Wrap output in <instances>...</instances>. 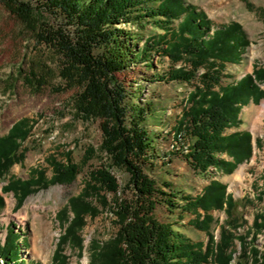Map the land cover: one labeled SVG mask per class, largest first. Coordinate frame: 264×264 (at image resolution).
Listing matches in <instances>:
<instances>
[{
  "label": "trees",
  "instance_id": "trees-1",
  "mask_svg": "<svg viewBox=\"0 0 264 264\" xmlns=\"http://www.w3.org/2000/svg\"><path fill=\"white\" fill-rule=\"evenodd\" d=\"M0 2L26 24L40 12L65 22L69 31L65 26L45 25L38 33V41L60 55L63 64L60 77L68 89L79 88L75 102L77 116L83 122H101V165L89 173L83 192L71 198L60 213V222L67 227L60 237L53 264L67 263L65 245L83 250L81 231L85 219L95 218L103 210L112 211L117 232L106 242H91L90 264H264V252L255 244L264 231V214L255 217L250 240L248 234H238L245 224L234 216L237 203L228 193L227 185L211 180L200 195L182 197L183 204H177L179 195L173 186L159 185L147 174L145 168L152 165L155 148L145 123L154 112L153 105L134 102L137 91L129 93L117 78L133 63L149 64L152 52L161 53L173 64H184L185 67L168 73L169 81L189 84L201 68H206L188 96L175 126V139L180 144L183 140L181 155L197 175H207L211 169L232 174L251 159L253 137L247 131L229 135L226 132L238 127L244 106L251 100L264 99L261 88L264 66L255 67L252 74L232 84L222 83L227 64H239L252 44L240 24L215 27L205 13L186 5L184 0ZM150 26L163 32L144 36ZM186 66L190 68L185 69ZM33 125L34 121L24 118L0 138V181L14 164L25 160L28 150L22 146ZM224 154L233 161L220 157ZM96 155L94 149H88L81 165L52 160L51 179L47 180L45 172L35 171L29 180L10 181L4 191L13 192L21 206L26 197L42 188L72 184L81 166ZM115 170L129 176L125 186L132 193L129 200L118 197L121 188ZM107 195L113 196L112 201ZM4 205L0 196V209ZM159 205L165 206L169 213H174L171 208L178 207L180 216L194 215L189 225L205 232L207 243H196L173 224L160 221L156 216ZM212 211H224L228 216L219 241L212 231L216 222ZM22 235L15 225L7 227L5 240L0 241L4 264H25L20 242L28 245V240ZM236 241L240 243L239 252L234 247Z\"/></svg>",
  "mask_w": 264,
  "mask_h": 264
},
{
  "label": "rangeland",
  "instance_id": "rangeland-1",
  "mask_svg": "<svg viewBox=\"0 0 264 264\" xmlns=\"http://www.w3.org/2000/svg\"><path fill=\"white\" fill-rule=\"evenodd\" d=\"M205 13L215 27L240 24L251 41L250 47L237 65L227 64L222 78L224 85L232 84L254 72L255 67L264 66V0H184ZM65 26L61 19L46 12L35 14L26 24L13 15L0 2V138L6 136L20 120L27 118L34 121L33 129L23 143L22 149L28 150L22 163L14 164L3 180L0 181V196L5 205L0 209V241L3 243L7 227L15 225L21 230L22 238L28 245L20 242L21 254L25 264H53L54 254L61 235L67 225L60 222V213L67 208L69 200L81 194L88 181L89 173L101 165L99 152L102 142L100 121L83 122L77 116L75 102L80 93L79 88L68 89L67 83L60 77L63 68L60 55L48 45L38 41V33L44 26ZM129 30L128 27H124ZM163 31L150 26L144 36L153 37ZM143 46L140 42L139 47ZM151 62V63H150ZM151 66V67H148ZM185 67L183 63L173 64L161 53L152 52L147 62L133 63L117 74L119 82L129 93L137 91L136 103L153 105L154 112L145 123L154 140V158L145 171L159 185L169 183L178 192L177 204H183L182 197L200 195L211 180L219 181L228 187V193L237 203L234 216L244 222L245 226L238 234L253 233L255 217L264 214V99L259 102L251 100L241 109L238 127L227 133L250 132L253 137V155L250 160L240 164L232 173L212 172L197 175L181 155V144L175 139V126L179 122L189 94L199 84L206 73L201 68L196 78L189 84L169 81L168 73L172 69ZM186 66L185 69H189ZM166 77V78H165ZM137 88H140L139 91ZM264 90V85L261 86ZM96 151V158L86 166L72 184L49 185L29 195L18 206L13 192H5L12 180H29L35 171H43L47 180L53 176L52 160L61 163L71 161L81 165L88 149ZM221 158L231 162L227 155ZM242 174L240 176V171ZM114 175L120 185L118 197L129 200L132 193L125 189L128 174L115 170ZM164 192H169L163 188ZM112 201L113 196L107 195ZM169 213L165 206L159 205L157 218L174 225V228L186 234L196 243L206 244L208 236L189 225L195 216H180L178 207ZM216 222L212 231L219 241L221 229L228 221L223 211H212ZM69 215L72 218V213ZM115 216L111 210H103L95 218L87 217L81 231L83 250L73 245H65L64 254L68 257L66 264H90V244L92 241L106 242L117 232ZM48 253L42 248L49 243ZM264 252V231L255 242ZM235 249L240 251L236 241ZM238 254V253H237ZM0 264L4 262L0 258Z\"/></svg>",
  "mask_w": 264,
  "mask_h": 264
},
{
  "label": "bare ground",
  "instance_id": "bare-ground-1",
  "mask_svg": "<svg viewBox=\"0 0 264 264\" xmlns=\"http://www.w3.org/2000/svg\"><path fill=\"white\" fill-rule=\"evenodd\" d=\"M239 171H240V170H239ZM239 173H240V176L243 175V174H242V171H240ZM50 243H51V241H49V243L46 242L45 246H43V248H42V251H43V252L48 253Z\"/></svg>",
  "mask_w": 264,
  "mask_h": 264
},
{
  "label": "crops",
  "instance_id": "crops-1",
  "mask_svg": "<svg viewBox=\"0 0 264 264\" xmlns=\"http://www.w3.org/2000/svg\"><path fill=\"white\" fill-rule=\"evenodd\" d=\"M226 133H227V132H226ZM227 134L229 135V134H231V133H227ZM185 215H186V214H185ZM189 215H190V214H189ZM191 216H194V215H191ZM179 217H180V215L178 216V220L180 219ZM182 221H183V220H182ZM182 221H181V222H182ZM182 233H183V232H182ZM185 235H186V234H185Z\"/></svg>",
  "mask_w": 264,
  "mask_h": 264
}]
</instances>
